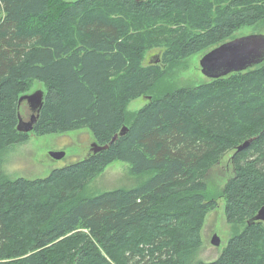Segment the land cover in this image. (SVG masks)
<instances>
[{"label": "trees", "instance_id": "16d2710c", "mask_svg": "<svg viewBox=\"0 0 264 264\" xmlns=\"http://www.w3.org/2000/svg\"><path fill=\"white\" fill-rule=\"evenodd\" d=\"M51 1L0 0V150L27 138L18 98L32 81L46 87L35 134L87 128L105 145L126 131L44 178L9 180L0 161V264H264V222L246 223L264 205V61L154 93L164 65L241 26L264 34V0H74L53 13ZM153 48L161 64L142 65ZM139 96L149 100L130 115ZM230 150L232 171L211 194L208 171ZM116 160L155 174L77 196ZM216 197L243 225L215 259L190 262Z\"/></svg>", "mask_w": 264, "mask_h": 264}, {"label": "rangeland", "instance_id": "374dc122", "mask_svg": "<svg viewBox=\"0 0 264 264\" xmlns=\"http://www.w3.org/2000/svg\"><path fill=\"white\" fill-rule=\"evenodd\" d=\"M72 1L74 0H53L50 4L52 6L50 12L53 13L54 10L61 7V4ZM257 31L259 30L254 25L241 26L233 35L235 37L248 33H256ZM209 49L206 48L181 60L176 59L174 63L164 65V75H162L156 89L154 88V93L161 94L166 89L193 87L199 83L206 82L208 78L201 73L199 59ZM152 56H155V59L150 60L149 58ZM158 56V49L146 50L142 58V65H148L149 60V63H158L160 65L161 62H159ZM38 90L45 92V85L38 81H32L27 91L23 94H30ZM148 97L139 96L129 101L126 106L127 112L130 115L137 112V110L147 103ZM19 113L23 120H28L30 109L26 101H22L19 104ZM93 141L95 140L87 128L43 135H37L33 131H29L25 140L11 143L0 150V161L9 180L18 177L29 180L44 178L55 168L84 159L88 153L90 143ZM53 151L63 152L64 154L61 158L57 159L50 156L49 153ZM232 152L233 150L227 152L219 163L208 171L206 180L211 194L219 192L223 186V182L229 177L232 165L228 159ZM154 174L152 171H144L138 174L133 173L129 163L116 160L107 164L98 174L84 184L76 194L81 197H89L117 188L128 189L136 187ZM215 202V208L207 212L204 217L200 227L201 245L196 252H192L191 257L187 258L190 262H193V260L206 262L215 259L221 253L227 240L243 225L228 223L226 221L222 197H216ZM213 235L218 237L219 245L212 243L211 239Z\"/></svg>", "mask_w": 264, "mask_h": 264}, {"label": "water", "instance_id": "95a60500", "mask_svg": "<svg viewBox=\"0 0 264 264\" xmlns=\"http://www.w3.org/2000/svg\"><path fill=\"white\" fill-rule=\"evenodd\" d=\"M142 2L145 0H135ZM264 61V34L263 33H248L241 36H235L221 44L209 49L199 59L201 73L208 79H216L228 75L229 73L246 70L249 67L260 64ZM149 98V97H148ZM22 101H26L30 115L28 120H23L17 112L16 129L21 132L28 133L32 131L33 126L39 117V112L43 104V91L38 90L30 94H22L18 98V107ZM126 131V126H123L118 133L113 134L110 141L105 145H98L95 141L90 143L87 155L104 150L109 143L116 140L119 135H123ZM248 141H244L236 147V151L247 147ZM50 156L61 158L63 152H50ZM86 155V156H87ZM254 221L264 222V205L247 221L251 224ZM214 245H219V239L213 235L211 239Z\"/></svg>", "mask_w": 264, "mask_h": 264}, {"label": "flooded vegetation", "instance_id": "af4514ba", "mask_svg": "<svg viewBox=\"0 0 264 264\" xmlns=\"http://www.w3.org/2000/svg\"><path fill=\"white\" fill-rule=\"evenodd\" d=\"M149 59H150V60H153V59H155V56H152V57H150ZM158 59H160L159 56H158ZM150 60H149V61H150ZM149 61H148V64H150Z\"/></svg>", "mask_w": 264, "mask_h": 264}]
</instances>
